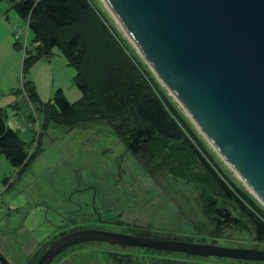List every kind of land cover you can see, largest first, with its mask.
Masks as SVG:
<instances>
[{"label":"rangeland","instance_id":"374dc122","mask_svg":"<svg viewBox=\"0 0 264 264\" xmlns=\"http://www.w3.org/2000/svg\"><path fill=\"white\" fill-rule=\"evenodd\" d=\"M93 1L145 63L104 2ZM31 38L12 2L0 0V107L6 123L28 143L36 140L32 130H42L41 151L22 173L0 154V253L10 264H23L42 242L72 227L264 250L242 222L218 228L215 208L234 205L224 199H216L215 207L207 202L216 190L191 153L186 158L173 156L163 168L156 165L151 175L104 119L82 121L72 129L49 121L40 128L42 115L37 103L25 95L20 79L32 81L45 102L58 87L69 101L77 100L80 91L72 80L74 68L56 47L23 75V50ZM73 90L77 98L70 96ZM33 114L34 124L28 119ZM202 140L220 168L241 184L203 136ZM113 254L128 255L123 261L130 264H264L101 243L76 245L50 264H116L109 256Z\"/></svg>","mask_w":264,"mask_h":264},{"label":"water","instance_id":"95a60500","mask_svg":"<svg viewBox=\"0 0 264 264\" xmlns=\"http://www.w3.org/2000/svg\"><path fill=\"white\" fill-rule=\"evenodd\" d=\"M143 61L264 207V0H102ZM105 243L264 262V250L97 229L56 239L35 264Z\"/></svg>","mask_w":264,"mask_h":264},{"label":"trees","instance_id":"16d2710c","mask_svg":"<svg viewBox=\"0 0 264 264\" xmlns=\"http://www.w3.org/2000/svg\"><path fill=\"white\" fill-rule=\"evenodd\" d=\"M9 1L32 33L29 46L23 50V75L24 69L49 57L56 47L67 64L74 68L72 80L80 91L77 100L69 101L58 87L52 99L45 102L38 96L32 81L20 79L25 95L37 103V110L42 115L40 128L45 129L49 121L72 129L82 121L104 119L151 175L156 165L163 168L173 156L186 158L187 152L191 153L202 164L211 188L216 190L213 197H206L207 202L215 207L216 199H224L234 205L215 208L214 220L218 228L238 226L236 224L242 222L252 233L253 241L264 244V207L242 183L235 182L213 160L194 124L93 0ZM28 119L32 124L37 121L34 114ZM32 131L36 140L33 143L31 139L28 143L6 123L5 110L0 107V154L17 168V173H22L41 151L42 130ZM160 159L162 161L158 163ZM73 230L76 228L59 230L47 243L42 242L34 256L23 264H35L56 239ZM109 256L116 264L128 257L122 254ZM0 261L10 264L1 253ZM123 264L130 262L123 261Z\"/></svg>","mask_w":264,"mask_h":264},{"label":"crops","instance_id":"0c3cea01","mask_svg":"<svg viewBox=\"0 0 264 264\" xmlns=\"http://www.w3.org/2000/svg\"><path fill=\"white\" fill-rule=\"evenodd\" d=\"M16 59H18V58H15V62L17 61ZM35 85V84H34ZM35 88H36V85H35ZM61 88V87H60ZM37 89V88H36ZM62 89V88H61ZM63 90V89H62ZM71 95L70 96H74L73 98H77L78 97V93L77 92H75L74 90H73V92H71L70 93ZM65 95V94H64ZM66 96V95H65ZM67 97L69 98V96H68V94H67ZM66 97V98H67ZM79 98V97H78ZM63 230H65V229H63Z\"/></svg>","mask_w":264,"mask_h":264},{"label":"built area","instance_id":"2783aa9c","mask_svg":"<svg viewBox=\"0 0 264 264\" xmlns=\"http://www.w3.org/2000/svg\"><path fill=\"white\" fill-rule=\"evenodd\" d=\"M26 30H27V28H26Z\"/></svg>","mask_w":264,"mask_h":264}]
</instances>
